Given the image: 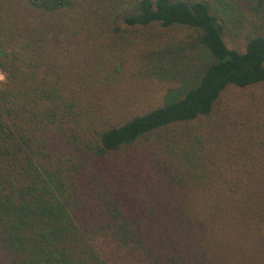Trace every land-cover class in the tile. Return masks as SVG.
<instances>
[{
    "label": "trees",
    "instance_id": "trees-1",
    "mask_svg": "<svg viewBox=\"0 0 264 264\" xmlns=\"http://www.w3.org/2000/svg\"><path fill=\"white\" fill-rule=\"evenodd\" d=\"M134 39L204 63L136 111ZM0 72V264H264V0H0Z\"/></svg>",
    "mask_w": 264,
    "mask_h": 264
},
{
    "label": "rangeland",
    "instance_id": "rangeland-1",
    "mask_svg": "<svg viewBox=\"0 0 264 264\" xmlns=\"http://www.w3.org/2000/svg\"><path fill=\"white\" fill-rule=\"evenodd\" d=\"M188 33L190 31L179 29L170 32L169 37L174 35L176 40H182ZM233 34L235 35L236 31L231 28L226 31L225 43L229 48L242 51L244 45L242 38H236ZM136 41L138 39H134V45L124 49L118 48L115 53L113 52L115 58L123 63L126 73V77L120 81L118 91L124 100L137 103L136 111L161 106L168 92L190 81L204 63L198 52L184 50L167 56L160 52L154 54L146 52V49L140 50L135 46ZM90 44L88 43L87 47L92 48ZM150 59L152 60L147 64L146 61ZM252 90L254 88H249L246 93Z\"/></svg>",
    "mask_w": 264,
    "mask_h": 264
},
{
    "label": "clouds",
    "instance_id": "clouds-1",
    "mask_svg": "<svg viewBox=\"0 0 264 264\" xmlns=\"http://www.w3.org/2000/svg\"><path fill=\"white\" fill-rule=\"evenodd\" d=\"M6 82V75L3 72H0V83Z\"/></svg>",
    "mask_w": 264,
    "mask_h": 264
}]
</instances>
